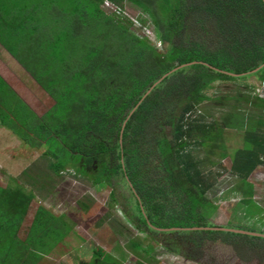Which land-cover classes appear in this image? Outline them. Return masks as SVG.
<instances>
[{
  "label": "trees",
  "instance_id": "16d2710c",
  "mask_svg": "<svg viewBox=\"0 0 264 264\" xmlns=\"http://www.w3.org/2000/svg\"><path fill=\"white\" fill-rule=\"evenodd\" d=\"M104 1L43 0V6L41 0L0 1V10L8 12L0 17V42L54 101L43 117L21 101L10 107L14 111L0 109V122L26 147L44 148L51 172L35 179L33 166L24 170L33 179L30 189L22 182L0 184V264H42L65 252L75 224L45 205L36 208L25 236L20 233L35 197L50 194L43 188L55 181L50 176L61 177L69 166L94 186H113L120 179L129 184L133 196L126 215L147 236L130 235L124 247L139 263H156L154 246L146 241L159 234L172 252L195 244L204 255L208 241L221 239L246 255L245 247L262 238L194 228L220 227L210 219L217 205L205 194L215 187L221 166L207 173L204 164H220L230 155L228 130L243 133L231 156V171L242 181L239 205L247 215L262 210L248 178L264 164V99L253 86L218 90L212 98L207 92L217 82L250 76L264 81V68L249 74L264 65V0H110L148 13L164 52L133 35L128 21L106 15ZM32 9L34 16H20ZM42 9L43 32L35 15ZM192 62L198 63L171 73L144 98L164 75ZM207 102L221 110L220 118L204 113ZM40 177L44 185L38 186ZM110 200V206L118 202L116 193ZM79 204L90 208L88 201ZM126 251L121 250V259ZM203 255L188 252L187 257ZM83 264L122 263L94 246L91 260Z\"/></svg>",
  "mask_w": 264,
  "mask_h": 264
},
{
  "label": "rangeland",
  "instance_id": "374dc122",
  "mask_svg": "<svg viewBox=\"0 0 264 264\" xmlns=\"http://www.w3.org/2000/svg\"><path fill=\"white\" fill-rule=\"evenodd\" d=\"M123 8L128 9L133 14L139 11L137 6L129 2H125ZM101 9L104 10L103 7ZM49 23L51 24V22ZM149 28L152 32H155L152 25ZM131 32L134 35L139 34L133 27H131ZM191 38L187 36L185 40H190ZM162 45L166 49L165 43ZM25 77L29 80L27 76ZM260 83L261 81L255 76L239 79L236 82H217L207 92V95L212 98L220 93L218 90L223 92L245 86H253L256 94V89ZM211 103L207 102L205 104L204 113L206 114L207 112L209 117L212 116L214 119L220 118L221 110L212 107ZM242 139V132L228 130L226 142L230 155L223 158L220 164L211 165L208 161L204 164L207 173H210L211 170L216 171L221 166L215 187L205 194L217 205V209L210 219L219 226L264 233V164L259 165L248 178L254 185L253 198L262 209L261 212H256L252 215H247L245 206L239 205L243 196L241 192L242 181L231 171V156L242 145ZM42 151H44V148L26 147L24 142L12 130L4 129L0 126V184L6 186L22 182L27 189H30L31 185L29 183L33 179L24 175L23 171L32 166L34 168L30 171V174L35 179V175L45 173L46 175H48L47 173L51 175V172L46 167V157L41 154ZM201 151H196L195 154L198 155V152ZM213 159L217 162L219 161L217 157ZM68 169L70 173L61 177L50 176L55 181L52 182L53 179L49 180L52 183L46 185L43 184L44 181L42 182L43 178H39L37 185L41 186L43 184V188L45 190L49 189L51 192L46 198L35 197L30 206L28 217L21 229L20 235L24 237L34 212L39 205H45L53 210L55 214H66V217L75 224L74 232L69 237L68 243L64 245L65 252L61 255L55 254L46 257L42 264H83L91 260L94 246H101L107 252L117 256L122 264H143L139 263L138 259L129 250L126 251L124 247L125 241L130 235L137 238H145L147 236L146 232L138 231L129 221L128 215H126V208L130 207L128 200L133 196L129 184L120 179L113 186L106 183L94 186L86 177L76 175L73 167L69 166ZM221 170L223 171L221 172ZM221 189H224L222 194L219 193ZM112 192L116 193L118 202L110 206V194ZM80 200L88 201L90 208L88 210L82 209L79 204ZM159 236L161 237H157V239L147 238L146 241L154 246L152 253L156 259L155 264H243V261L239 260L238 252L231 246L233 243H225L221 239L216 242L208 241L203 255L202 251L197 252L195 244L190 246V249L185 245L181 246L180 253L172 252L163 245L162 234H159ZM81 237L82 239H80ZM250 249L253 254L262 255V252L257 251L258 249L255 245L250 247ZM121 250L127 253L125 259L120 258L122 255ZM188 252L197 253L200 257L202 255L203 257L199 260H194L187 257ZM248 264H260L259 259H251Z\"/></svg>",
  "mask_w": 264,
  "mask_h": 264
},
{
  "label": "crops",
  "instance_id": "0c3cea01",
  "mask_svg": "<svg viewBox=\"0 0 264 264\" xmlns=\"http://www.w3.org/2000/svg\"><path fill=\"white\" fill-rule=\"evenodd\" d=\"M0 1L2 4H4L3 0ZM15 1H21L22 3H24L25 1L26 4L27 2H34V0H24V1L15 0ZM41 1L43 6V0ZM0 12H2L0 13V17L8 16L7 14L8 12L6 10H0ZM9 14H12V16L20 15V13L17 11H12ZM23 14H25L26 17H29L31 15L34 16V10L32 9L30 11H24L21 13L20 16H22ZM49 14L52 16L53 12ZM35 15L37 18V24L39 20L41 21L42 24L41 32H43L44 31L43 27L45 22L44 20L45 14L43 9L37 11ZM38 17L40 18L39 20ZM1 24L3 25L2 21ZM1 28L2 27L0 26V30ZM10 44L13 45L12 40H10ZM25 76H27L29 80ZM3 82L6 83L8 88L5 86V84H3ZM0 87H1L0 91H2L3 87H5V89L7 90V92L4 91L0 95V109L1 108L6 109L7 107V110H5L6 112H8V110L14 111V109L12 108L14 106H17L19 104V101H21L38 117H43L53 106L54 101L51 99V97L44 91V89L40 85H38V82H36V80H34L33 77H31V75L24 69V67L17 61V59L13 56V54L1 42H0ZM13 92L15 93L16 96L13 94ZM0 126L4 129H10L9 125H3L1 122H0Z\"/></svg>",
  "mask_w": 264,
  "mask_h": 264
},
{
  "label": "built area",
  "instance_id": "2783aa9c",
  "mask_svg": "<svg viewBox=\"0 0 264 264\" xmlns=\"http://www.w3.org/2000/svg\"><path fill=\"white\" fill-rule=\"evenodd\" d=\"M102 7L104 8L103 11L106 13V15L115 16L116 18L120 19H129L132 27L139 32V34L136 35L137 37L149 40L155 45L157 49L162 50V42L157 37L156 33L152 32L149 28L151 22L148 15L142 12L133 14L131 11L129 12L128 9H125L111 1H105ZM256 94L258 97L264 99V81H261L260 85L256 89ZM190 116L191 113H188L187 118ZM223 191L224 189H221L219 193L222 194Z\"/></svg>",
  "mask_w": 264,
  "mask_h": 264
},
{
  "label": "water",
  "instance_id": "95a60500",
  "mask_svg": "<svg viewBox=\"0 0 264 264\" xmlns=\"http://www.w3.org/2000/svg\"><path fill=\"white\" fill-rule=\"evenodd\" d=\"M198 62H192L189 64H184L181 65L179 67H176L175 69H173L170 73L164 75L158 82H156L151 89L147 92V94L144 96V98L152 91V89H154L158 84H160L166 77H168V75H170L173 72H176L177 70L187 67V66H191L194 64H197ZM262 68H264V65L260 66L259 68L255 69L254 71H252L249 74H255L258 71H260ZM143 98V99H144ZM135 110V109H134ZM133 113V111H132ZM131 113V114H132ZM171 229H175V228H171ZM179 229H185V228H179ZM194 229H216V230H226V231H232V232H237V233H242V234H249V235H255V236H262L264 237V233H259V232H252V231H248L245 229H238V228H231V227H225V226H220V227H195ZM159 230H161V228H159ZM162 230H167V229H162Z\"/></svg>",
  "mask_w": 264,
  "mask_h": 264
},
{
  "label": "flooded vegetation",
  "instance_id": "af4514ba",
  "mask_svg": "<svg viewBox=\"0 0 264 264\" xmlns=\"http://www.w3.org/2000/svg\"><path fill=\"white\" fill-rule=\"evenodd\" d=\"M248 231H250V230H248ZM252 232H257V231H252ZM251 236H255V235H251ZM255 237L262 238V239L255 241V244H256L255 247H257V249H258L257 251L262 252V255H258L257 253L253 254L250 247H245L247 254L246 255H244V254L238 255L239 260L243 261V264H248L251 261V259H254V258L259 259L260 264H262L264 262V259H263V257H264V255H263L264 254V237H262V236H255Z\"/></svg>",
  "mask_w": 264,
  "mask_h": 264
},
{
  "label": "clouds",
  "instance_id": "9594fccd",
  "mask_svg": "<svg viewBox=\"0 0 264 264\" xmlns=\"http://www.w3.org/2000/svg\"><path fill=\"white\" fill-rule=\"evenodd\" d=\"M105 1H110V0H105ZM104 1V2H105ZM104 2H103V4H104ZM112 2V1H111ZM103 4L101 5V7L103 6ZM142 9H140L139 8V11H137V12H142V13H145L146 15H148V17H149V19H150V22H151V25L153 26V29L155 30V28H154V25H153V23H152V20H151V18H150V16H149V14L148 13H146V12H144L143 10L141 11ZM105 13V12H104ZM106 14V13H105ZM122 20H126V21H128L129 23H130V27H132V25H131V22H130V20L129 19H122ZM156 32V31H155ZM134 35V34H133ZM156 35H157V33H156ZM157 37H158V35H157ZM139 38V37H138ZM159 38V37H158ZM141 39V38H140ZM160 39V38H159ZM144 40H147V39H144ZM147 41H149V40H147ZM160 41L162 42V44L164 43L161 39H160ZM150 42V41H149ZM151 43V42H150ZM154 47H155V45L153 44V43H151ZM156 48V47H155ZM157 49V48H156ZM158 51H161V52H164V46H163V48H162V50H160V49H157ZM19 138V137H18ZM20 139V138H19ZM22 140V139H21ZM68 173H70V170L67 168L66 170H64V171H62V175H65V174H68ZM260 233H263V232H260Z\"/></svg>",
  "mask_w": 264,
  "mask_h": 264
}]
</instances>
